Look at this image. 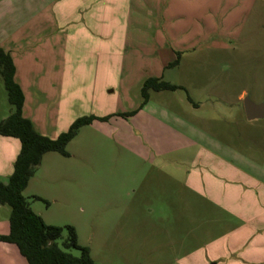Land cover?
I'll return each instance as SVG.
<instances>
[{
	"label": "rangeland",
	"instance_id": "374dc122",
	"mask_svg": "<svg viewBox=\"0 0 264 264\" xmlns=\"http://www.w3.org/2000/svg\"><path fill=\"white\" fill-rule=\"evenodd\" d=\"M168 1L25 4L28 21L18 50L31 55L24 67V87L39 131L56 138L78 117H110L81 127L66 146L68 156L45 153L23 195L46 224L63 229L59 243L68 237L66 226H72L77 243L98 264H186L182 259L187 253L223 230L218 222L222 216L213 205L185 217L190 214L186 207L193 208V203L183 202L189 197L182 185L190 168L182 158L185 152L175 149L155 159L139 155L147 141L140 134L146 115H118L140 106L147 78L162 75V80L181 86L148 94L151 108L161 105L192 118L190 124L202 136L191 152L218 147L217 140L251 159H263L264 119L248 121L243 98L264 103V3L234 0L241 24L233 35L228 33L224 49H215L211 42L221 34L222 17L215 13L217 25L208 27L198 21L199 3L189 11L178 1ZM177 54L178 63L163 70L161 64ZM186 98L200 102L198 112H184L185 107L182 113L177 102ZM9 111L0 78V118ZM153 125L157 137L176 132L195 137L161 115L153 118ZM252 172L264 175L261 169ZM0 208V222L6 224L10 208ZM204 229L209 235L200 237ZM3 251L0 244V263Z\"/></svg>",
	"mask_w": 264,
	"mask_h": 264
},
{
	"label": "crops",
	"instance_id": "0c3cea01",
	"mask_svg": "<svg viewBox=\"0 0 264 264\" xmlns=\"http://www.w3.org/2000/svg\"><path fill=\"white\" fill-rule=\"evenodd\" d=\"M173 1L183 4L187 9L189 8V11H193L199 3L198 21H204L205 26L208 27H216L217 23L214 22V18L217 15L215 13L220 18L222 17L219 24V27H223L220 37L216 36L215 41L211 42L215 49H224L227 46L225 42H227L228 33L233 35L235 31L232 30L241 24L234 15L240 8L235 5L236 0H198L199 2L197 0H169L168 2L171 4ZM261 1L264 3V0ZM26 3L29 5V0H0V47L9 52L12 57L15 80L24 95L23 115L32 121L24 87V67L29 63L31 55L22 52L21 49L18 50L21 46L20 38L23 37L24 32L22 28L28 21L24 18ZM189 16L191 19L196 17L195 14H189ZM206 47L210 46L206 45ZM186 52L192 51L187 50ZM167 64H161V68L166 69ZM155 77L162 78V75ZM155 93L160 94L161 91ZM243 96L244 94H241L239 98ZM177 103L182 107V113L185 107L187 111L184 112L195 113L202 106L200 102H193L187 98ZM153 104L149 99L145 105L138 107L134 114L128 116L136 118L140 114L147 117L140 126V134L147 141L146 146L142 147L143 152L139 155L143 157L152 155L155 159L175 149L185 152L182 158L188 159L186 164L190 168L185 171V181L182 185L186 187L183 191L187 190L189 197H185L183 202L193 203L192 209L186 207L190 214L187 213L185 217L201 213L207 204L213 205L222 216V218L219 217L218 222L222 224L223 230L215 237V240L204 239L201 244L203 246L200 245L191 253H187L188 255L182 261L186 264H264V175L261 177L256 172H252L261 169L264 174V154L261 160L256 157V159H251L250 155H242L231 145L220 143L217 140L215 142L220 144L218 147L215 146L207 151L200 148L191 152L190 147L200 144L202 136V132L190 124L192 118L186 117V120L169 109H164L161 105L155 110L151 108ZM160 115L172 119L176 125H182L188 134L189 131L192 132L194 139L187 138V135L182 132L168 133L162 138L157 137L155 133L153 135V118ZM5 118L1 117L0 120ZM33 124L42 134L36 124ZM202 140L204 141L205 138ZM19 149L18 139L0 135V180H6L11 174ZM158 170H160L159 166ZM6 224L0 222V235L7 234L8 222ZM183 234H185L184 230ZM199 234L200 237L207 236L209 231L208 229L200 230ZM0 244L5 250L2 252L3 261L0 264H26L15 245L5 242H0Z\"/></svg>",
	"mask_w": 264,
	"mask_h": 264
},
{
	"label": "trees",
	"instance_id": "16d2710c",
	"mask_svg": "<svg viewBox=\"0 0 264 264\" xmlns=\"http://www.w3.org/2000/svg\"><path fill=\"white\" fill-rule=\"evenodd\" d=\"M179 54L168 67L178 63ZM0 78L7 93V99L12 107L10 114L0 120V135L14 137L20 143L19 152L13 162V170L6 180H0V205L10 208L8 216V232L0 235V242L15 245L19 255L26 264H98L92 260L87 247L77 243L75 230L66 226L68 237L59 243L62 228L46 224L42 217L36 214L23 191L29 180L37 172L42 157L47 152H57L68 156L67 144L76 136L78 130L90 125L96 120L107 121L110 116H81L75 119L68 129L56 138H50L37 131L30 119L23 115V92L15 80V67L9 52L0 47ZM181 88L178 85L162 80L161 77L147 78L141 87L142 107L149 100V91H174ZM136 110L126 114L130 116ZM34 199H40L33 196ZM69 249L80 252L74 256Z\"/></svg>",
	"mask_w": 264,
	"mask_h": 264
},
{
	"label": "water",
	"instance_id": "95a60500",
	"mask_svg": "<svg viewBox=\"0 0 264 264\" xmlns=\"http://www.w3.org/2000/svg\"><path fill=\"white\" fill-rule=\"evenodd\" d=\"M243 109L247 120L264 118V103H254L248 97H244Z\"/></svg>",
	"mask_w": 264,
	"mask_h": 264
}]
</instances>
